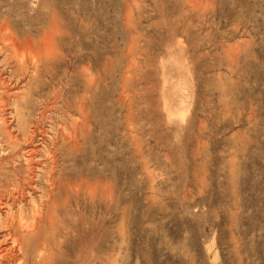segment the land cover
<instances>
[{"label":"rangeland","instance_id":"374dc122","mask_svg":"<svg viewBox=\"0 0 264 264\" xmlns=\"http://www.w3.org/2000/svg\"><path fill=\"white\" fill-rule=\"evenodd\" d=\"M0 1V159L56 147L64 264H264V0Z\"/></svg>","mask_w":264,"mask_h":264},{"label":"bare ground","instance_id":"6f19581e","mask_svg":"<svg viewBox=\"0 0 264 264\" xmlns=\"http://www.w3.org/2000/svg\"><path fill=\"white\" fill-rule=\"evenodd\" d=\"M70 1V0H69ZM76 1V0H75ZM134 1V0H133ZM1 2V1H0ZM9 2V1H8ZM73 2V1H72ZM193 2V1H192ZM191 2V3H192ZM195 2V1H194ZM4 3V2H3ZM7 4V3H6ZM38 5V4H37ZM49 6V5H48ZM58 6V5H57ZM79 7V6H78ZM10 8V7H9ZM36 8V7H35ZM77 8V7H76ZM7 9V8H6ZM39 9V7H38ZM80 10V9H79ZM6 11V10H5ZM77 11V10H76ZM61 12V11H59ZM9 13V12H8ZM67 15V14H66ZM1 16V15H0ZM126 17V16H125ZM6 18V17H5ZM61 18V17H60ZM52 19V18H50ZM69 19V18H68ZM72 19V18H71ZM44 20V19H43ZM51 21V20H50ZM45 22V21H43ZM58 22V21H57ZM63 22V21H62ZM61 22V25H62ZM69 22V21H68ZM3 23V22H2ZM6 23V22H5ZM71 23V21H70ZM4 24V23H3ZM51 24V22H50ZM0 22V28L5 32H7L8 25H3L4 28L1 27ZM12 25V23H11ZM73 25V24H72ZM6 26V27H5ZM16 26V25H15ZM42 26V25H41ZM12 27V26H11ZM19 27V26H18ZM52 27V26H51ZM9 28V27H8ZM15 29V28H14ZM0 30V31H1ZM50 30V29H49ZM65 30V29H64ZM72 30V29H71ZM12 31V30H11ZM6 32L4 35H6ZM9 32V31H8ZM7 32V33H8ZM54 32V31H53ZM0 36L2 32H0ZM28 33V32H27ZM62 33V32H61ZM33 34V33H32ZM39 35V34H38ZM49 33L47 32L46 36H48ZM9 36V35H8ZM12 36V35H11ZM21 36V35H20ZM44 37V34L43 36ZM54 37V35H53ZM56 37V36H55ZM7 38V37H6ZM46 38V37H45ZM52 38V37H51ZM63 38V37H62ZM48 39V37H47ZM46 39V40H47ZM54 39V38H53ZM60 39V38H59ZM6 40V39H5ZM11 40V39H10ZM8 39V41H10ZM33 40V39H32ZM31 40V41H32ZM42 40V39H40ZM39 40V41H40ZM45 39H43L44 41ZM52 40V39H51ZM55 40V39H54ZM61 40V39H60ZM59 40V41H60ZM50 41V40H49ZM49 41H47L49 43ZM53 41V40H52ZM34 42V41H33ZM67 42V41H66ZM11 43V41H10ZM43 43L42 41L40 44ZM53 43V42H51ZM56 43V42H54ZM23 44V43H20ZM39 44V45H40ZM45 42L42 44V46L50 45L45 44ZM13 45V44H12ZM15 45V44H14ZM30 45V44H29ZM11 46V45H10ZM20 46V45H19ZM24 46V45H23ZM28 46V45H27ZM15 47V46H14ZM13 47V48H14ZM21 47V46H20ZM31 47V46H30ZM41 48V46H39ZM53 47V46H52ZM58 47V46H57ZM19 48V47H18ZM17 48V50H18ZM44 48V47H43ZM21 49V48H20ZM4 50V48H3ZM24 50V48H23ZM29 50V49H28ZM27 50V51H28ZM50 50V48L48 49ZM47 50V52H48ZM57 50V49H56ZM1 51V50H0ZM15 51V50H14ZM43 51L42 48L40 49V52ZM45 51V50H44ZM61 51V50H60ZM22 52V50H21ZM32 52V51H31ZM34 52V51H33ZM50 53V52H48ZM47 53V55H48ZM5 55V52L3 53ZM7 54V52H6ZM17 54V53H16ZM23 53H21L22 55ZM34 55V54H33ZM31 55V56H33ZM41 56L45 55L43 52V55L40 53ZM46 55V60L48 59ZM61 55V54H60ZM17 56V55H16ZM36 56V55H35ZM40 56V57H41ZM52 56V54H51ZM34 57V56H33ZM38 55L36 57V61L40 60V57L38 59ZM50 57V56H49ZM56 57V56H55ZM1 58V57H0ZM31 58V57H30ZM43 58V60H45ZM59 58V57H58ZM7 59V58H6ZM24 59V58H23ZM4 60V59H3ZM6 61V60H5ZM22 61V60H21ZM41 61V60H40ZM54 61V60H53ZM52 61V62H53ZM21 63V62H19ZM34 65V61L32 62ZM36 63V62H35ZM57 63V62H56ZM60 63V62H59ZM23 64V62H22ZM27 64V63H26ZM40 64V62L38 63ZM28 65V64H27ZM40 66V65H39ZM38 66V67H39ZM54 67V66H53ZM58 67V66H57ZM56 67V68H57ZM21 69V68H20ZM41 69V68H40ZM54 69V68H53ZM58 70V69H57ZM83 71V70H82ZM25 72V71H24ZM43 73V72H42ZM45 73V72H44ZM56 73V72H55ZM51 74V73H50ZM52 74H54L52 72ZM37 75V74H36ZM4 77V76H3ZM51 77V76H50ZM2 78V77H1ZM7 78V77H6ZM5 78V79H6ZM16 79V78H15ZM2 81V79H0ZM53 80V78H52ZM0 81V82H1ZM6 81V80H5ZM42 81V80H41ZM2 83V82H1ZM33 83V82H32ZM4 84V83H3ZM2 85V84H0ZM35 86V85H33ZM59 86V85H58ZM52 87V85H51ZM97 87V86H96ZM11 89V88H10ZM4 92V91H3ZM6 92V90H5ZM8 92V91H7ZM11 93V92H10ZM51 94V93H50ZM59 94H61L59 92ZM63 94V93H62ZM2 96V95H1ZM32 96V95H31ZM61 97V95H59ZM30 97V96H29ZM82 97V96H81ZM4 98V97H3ZM2 98V99H3ZM19 98V97H18ZM59 98V97H58ZM1 99V98H0ZM61 99V98H60ZM2 101V100H1ZM8 101V100H7ZM6 101V102H7ZM12 101V100H11ZM4 103V102H3ZM24 103V102H23ZM52 103V102H50ZM81 104V103H80ZM2 105V104H1ZM54 105V104H53ZM65 106V104H64ZM80 106V105H79ZM22 107V106H21ZM68 108V107H67ZM2 109V108H1ZM64 109V107H63ZM70 109V108H69ZM5 110V109H4ZM10 110V109H9ZM39 110V109H38ZM41 110V109H40ZM49 110V109H48ZM66 110V109H65ZM76 110V109H75ZM79 111V109H77ZM76 110V111H77ZM3 111V110H2ZM50 111V110H49ZM77 111V112H78ZM81 111V110H80ZM46 112V111H45ZM44 112V113H45ZM80 113V112H79ZM3 114V113H2ZM6 114V113H4ZM83 115V114H82ZM9 116V115H8ZM7 116V117H8ZM12 116V115H11ZM21 117V116H20ZM39 117V116H38ZM84 117V116H83ZM45 118H48L45 117ZM71 118V117H70ZM69 118V120H71ZM77 118V117H76ZM74 118L71 120L72 122L77 121V119ZM12 119V118H11ZM36 119V118H35ZM51 120V118H48ZM68 119V118H67ZM66 119V120H67ZM76 119V120H75ZM70 121V122H71ZM78 120V122H80ZM14 122V121H13ZM57 122V121H56ZM55 122V123H56ZM31 123V122H30ZM64 123V122H63ZM82 123V122H80ZM88 123V122H87ZM60 124V123H59ZM66 124V123H65ZM71 124V123H70ZM68 125V123L66 124ZM76 125V124H75ZM4 126V125H3ZM17 126V124H16ZM63 126V124H62ZM70 126V125H69ZM72 126H74L72 124ZM87 126V125H86ZM85 126V127H86ZM20 127V125H19ZM26 127V126H25ZM2 128V127H1ZM62 128H65L62 127ZM62 128H60L62 130ZM72 128V127H71ZM5 129V128H4ZM7 129V128H6ZM5 129V130H6ZM56 129V128H55ZM18 130V129H17ZM21 130V129H20ZM33 130V129H32ZM65 130V129H64ZM74 130V129H73ZM25 131V130H24ZM46 131V130H45ZM56 132V130H54ZM67 131V130H65ZM64 131V132H65ZM30 132V131H29ZM41 132V131H39ZM47 132V131H46ZM2 133V132H0ZM9 133H11L9 131ZM23 133V132H22ZM32 133V132H31ZM30 133V134H31ZM43 133V132H42ZM41 133V134H42ZM62 133V132H61ZM68 133V132H65ZM74 133V132H73ZM81 133V132H80ZM6 134V132H5ZM21 134V133H20ZM29 134V133H28ZM56 134V133H55ZM82 134V133H81ZM12 135V134H9ZM14 135V133H13ZM73 136L75 134H72ZM128 135V134H127ZM130 135V134H129ZM8 136V133H7ZM29 136V135H28ZM27 136V137H28ZM68 136V135H67ZM85 136V135H81ZM16 136L14 135V138ZM26 137V135H24ZM39 137V136H38ZM37 137V138H38ZM64 137V136H63ZM76 138V136H74ZM9 138V137H6ZM12 138V137H11ZM30 138V137H29ZM36 138V139H37ZM40 138V137H39ZM69 138V137H68ZM35 139V140H36ZM44 139V137H43ZM57 139V138H56ZM55 139V140H56ZM72 139V138H70ZM83 139V138H82ZM85 139V138H84ZM83 139V144L86 145L85 141ZM7 140V139H6ZM12 140V139H11ZM14 140V139H13ZM29 139H27L28 141ZM42 140V139H41ZM54 140V144L56 145V141ZM62 140V139H60ZM65 140V139H64ZM63 140V141H64ZM86 140V139H85ZM9 141V140H7ZM5 141V143L7 142ZM44 141V140H43ZM46 141V140H45ZM88 140H86L87 142ZM132 141V140H131ZM26 142V141H25ZM32 142V141H31ZM37 144L38 140L36 141ZM51 142V143H52ZM59 140L57 141V143ZM73 142V141H72ZM12 143V142H11ZM11 143L9 145H11ZM65 143V142H64ZM61 144L62 143H58ZM37 145V146H38ZM41 145V144H40ZM50 145V144H49ZM68 145V144H66ZM78 145V144H77ZM33 146V144H32ZM30 145V148L26 150L25 153L22 154V157L17 155V149L14 148V145L9 147L11 150V154L0 159V264H64L62 258H61V243H62V234L63 229L61 227L62 222V200H61V191L64 186H62V181L60 179V174L58 167H60L59 158L56 152V147L51 146L46 150V157L47 160L40 159V153L36 149V147H32ZM46 146V145H45ZM70 146V145H69ZM42 147V146H41ZM40 147V149H41ZM60 147V146H59ZM62 149V147H61ZM5 150V149H4ZM42 150V149H41ZM59 150V149H58ZM20 151V150H19ZM24 151V150H23ZM1 152V151H0ZM22 152V151H21ZM62 152V151H61ZM68 152V151H67ZM77 152V151H76ZM8 153V152H6ZM65 155V154H64ZM68 155V154H67ZM65 155V156H67ZM61 156V155H60ZM63 156V154H62ZM77 156V155H76ZM64 157V156H63ZM82 157V155H81ZM68 158V157H67ZM62 159H66L65 157ZM75 159V158H74ZM68 160V159H67ZM72 160V159H71ZM68 160V161H71ZM65 161V160H63ZM76 161V160H75ZM79 162V160H77ZM82 161V160H81ZM77 166V165H76ZM63 167V165L61 166ZM79 168V167H78ZM82 168V167H81ZM68 169V168H67ZM73 168L70 169V171ZM93 169V168H92ZM63 170V169H62ZM66 170V169H65ZM69 171V172H70ZM68 172V171H66ZM79 173L78 170H75V173ZM85 172V171H84ZM62 173V172H60ZM73 175V172H71ZM70 173V175H71ZM88 173V172H87ZM67 174V173H65ZM64 174V175H65ZM80 174V173H79ZM63 175V174H62ZM63 175V176H64ZM77 175V174H76ZM89 175V174H88ZM91 175V174H90ZM78 176V175H77ZM86 176V175H85ZM71 178V176H69ZM75 177V174L73 175ZM72 177V180H73ZM91 178V177H90ZM75 181V179H74ZM67 182V181H66ZM86 182V180H85ZM113 182V181H112ZM70 185V183H68ZM74 184V183H73ZM76 188L80 185L76 183ZM104 184V183H103ZM102 184V185H103ZM114 184V182H113ZM78 185V186H77ZM116 185V184H115ZM114 185V187H115ZM93 186V184H92ZM89 187V185H88ZM91 187V186H90ZM95 187V185H94ZM92 188V187H91ZM94 189V188H93ZM75 190V189H74ZM81 190V189H80ZM90 190V189H89ZM115 190V188H114ZM65 191V190H63ZM70 191H72L70 189ZM104 191V188H103ZM74 192V191H73ZM108 193V192H107ZM63 194V192H62ZM68 194V193H67ZM82 194V193H81ZM119 194V192H118ZM65 196H68L64 194ZM79 194H77L78 197ZM96 195V194H95ZM120 195V194H119ZM63 196V195H62ZM64 196V198H65ZM70 197V196H69ZM84 197V196H83ZM62 198V199H64ZM72 200V196L70 197ZM79 198V197H78ZM68 199V198H67ZM75 199V198H74ZM73 199V200H74ZM120 199V197H119ZM66 201V198L64 199ZM64 201V205H65ZM90 201V200H89ZM75 202V201H74ZM77 203V202H76ZM80 202L79 204H81ZM101 204V202H99ZM119 203V201H118ZM111 205V204H110ZM103 206V205H101ZM117 206V205H116ZM68 207V205H67ZM75 208V205L73 206ZM84 207V206H83ZM91 207V206H90ZM98 207V205H97ZM120 207V206H119ZM104 208V207H103ZM122 208V207H121ZM72 209V208H71ZM84 209V208H83ZM89 209V208H88ZM107 209V208H106ZM116 209V207H115ZM64 210V209H63ZM80 210V209H79ZM83 211V210H82ZM89 211V210H87ZM92 212V210L90 209ZM74 212V211H73ZM70 213V212H69ZM68 213V214H69ZM111 213V212H110ZM108 214V213H107ZM73 216L75 217L74 213ZM85 217V215L83 216ZM81 218V217H80ZM79 218V219H80ZM87 219V217H85ZM72 219V218H71ZM113 219V218H112ZM84 220V219H83ZM79 221V220H78ZM97 221V220H96ZM77 222V221H76ZM81 222V221H80ZM89 222H91L89 220ZM93 222H95L93 220ZM78 223V222H77ZM76 223V224H77ZM98 223V222H95ZM100 223V222H99ZM86 224V221H85ZM94 224V223H92ZM106 224V223H105ZM78 225V224H77ZM80 225V224H79ZM89 225V224H88ZM88 225H86L88 227ZM99 225V224H97ZM91 226V225H90ZM89 226L90 230L92 229ZM96 226V225H95ZM101 226V223H100ZM123 227V225H121ZM81 227L85 228V226L81 225ZM98 226H96L97 228ZM121 227V228H122ZM78 227L76 228V230ZM80 229V228H79ZM86 230V229H84ZM84 230L83 233H84ZM93 230H96L93 228ZM81 231V232H82ZM97 231V230H96ZM94 231V233L96 232ZM86 232V231H85ZM89 232V231H88ZM91 232V231H90ZM123 232V231H122ZM82 233V236H83ZM86 234V233H85ZM90 234V233H89ZM93 234V231H92ZM70 235V234H69ZM95 235V234H94ZM110 235V233H109ZM79 236V234H78ZM87 236V235H86ZM76 239V237H73ZM72 238V239H73ZM81 238V236H80ZM78 238V239H80ZM106 238V237H105ZM103 238V239H105ZM109 238V237H108ZM67 239V238H66ZM86 239V238H84ZM83 239V241H85ZM112 239V238H111ZM81 240V239H80ZM72 241V240H71ZM100 241V240H99ZM78 242V240H77ZM111 242V241H110ZM73 243V242H71ZM101 243V242H100ZM64 244V243H63ZM79 244V243H77ZM67 245V244H66ZM65 245V246H66ZM70 245V244H69ZM75 246V245H74ZM78 246V245H76ZM69 247V246H68ZM71 248V247H70ZM80 248V247H79ZM108 249V248H106ZM68 250V249H67ZM71 250V249H70ZM104 250V249H103ZM73 251V250H72ZM71 251V252H72ZM78 251V250H77ZM102 251V250H101ZM109 251V249H108ZM100 252V251H99ZM76 253V252H75ZM72 254V253H71ZM69 255V254H68ZM72 256V255H70ZM67 257V256H66ZM75 257V256H74ZM64 259V258H63ZM69 260V259H67ZM66 261V260H65ZM70 261V260H69ZM67 262V261H66ZM116 263V261H114ZM69 263V262H68ZM67 263V264H68ZM75 263V262H74ZM79 263V262H78ZM90 263V262H88ZM112 263V262H111Z\"/></svg>","mask_w":264,"mask_h":264}]
</instances>
